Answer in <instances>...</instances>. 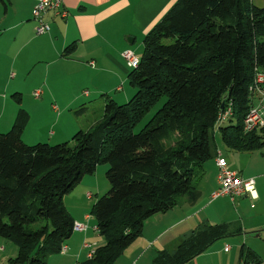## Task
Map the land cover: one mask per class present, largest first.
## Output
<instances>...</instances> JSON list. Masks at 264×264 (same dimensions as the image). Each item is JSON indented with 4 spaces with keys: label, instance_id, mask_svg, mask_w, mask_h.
I'll list each match as a JSON object with an SVG mask.
<instances>
[{
    "label": "trees",
    "instance_id": "obj_1",
    "mask_svg": "<svg viewBox=\"0 0 264 264\" xmlns=\"http://www.w3.org/2000/svg\"><path fill=\"white\" fill-rule=\"evenodd\" d=\"M143 48L129 73L135 94L123 104L108 99L103 119L90 130L61 143L30 145L23 140L29 114L20 109L11 129L0 132V237L18 245L8 264H47L61 253L76 223L64 197L101 162L109 164L111 187L92 214L106 242L77 264H114L142 234L146 219L197 190L213 157L224 102H232L234 115L220 127L223 142L239 151L264 146V126L244 129L253 105L249 89L256 68L264 69V6L253 0H177L145 35ZM74 49L71 44L66 53ZM232 233L228 223H205L152 264H184ZM240 258L243 264L262 262L248 246Z\"/></svg>",
    "mask_w": 264,
    "mask_h": 264
},
{
    "label": "crops",
    "instance_id": "obj_2",
    "mask_svg": "<svg viewBox=\"0 0 264 264\" xmlns=\"http://www.w3.org/2000/svg\"><path fill=\"white\" fill-rule=\"evenodd\" d=\"M176 1L63 0L68 16L48 11L45 20L51 30L37 34L33 10L38 0H7V6L0 0V132L11 129L20 109L29 114L23 140L30 145L61 143L80 130H90L103 119L108 99L120 102L113 93L121 89L119 83L125 82L129 71L123 51L132 49L141 55L145 35ZM71 44L75 49L67 54ZM37 89L42 90L39 97L34 95ZM232 151L226 155L215 145L210 159L216 170L217 158L223 156L242 177H254L255 196H215L220 187L218 171L210 182L206 161L197 190L169 211L146 219L142 234L114 264H152L159 252L175 250L185 236L205 223H228L234 233L217 239L184 264H243L244 246L254 249L264 264V146ZM85 179L86 175L81 184ZM65 204L75 222L86 224L87 229H74L64 243L67 251L52 254L47 264L84 262L106 242L87 202Z\"/></svg>",
    "mask_w": 264,
    "mask_h": 264
},
{
    "label": "built area",
    "instance_id": "obj_3",
    "mask_svg": "<svg viewBox=\"0 0 264 264\" xmlns=\"http://www.w3.org/2000/svg\"><path fill=\"white\" fill-rule=\"evenodd\" d=\"M62 4L63 0H38L33 10L34 19L37 21V34H45L51 30L50 24L45 20V15L48 11L53 10L56 15L63 17L68 16V11L62 8ZM123 56L126 58L128 64L134 68L139 65L141 60V55L137 54L132 49L124 50ZM93 63L92 61V64ZM249 90L252 93L253 105L244 119V129L247 132L264 126V69L260 67L256 68L254 83L250 86ZM41 94V89H37L34 92L36 97H39ZM257 96L260 98V103H256ZM233 115L234 109L232 102H230L228 106L224 107L219 112L215 129H219L223 123L227 122ZM217 164L220 170L218 174L220 187L214 193L215 196L229 195L234 198L243 193H249L253 196L256 195V179L254 177H242L237 171L230 168L227 159L223 156H218ZM74 229L85 230L87 229V225L76 222ZM0 249L4 250L5 246H0ZM66 251L67 246L63 245L61 252L65 253ZM93 252L91 255H93Z\"/></svg>",
    "mask_w": 264,
    "mask_h": 264
},
{
    "label": "rangeland",
    "instance_id": "obj_4",
    "mask_svg": "<svg viewBox=\"0 0 264 264\" xmlns=\"http://www.w3.org/2000/svg\"><path fill=\"white\" fill-rule=\"evenodd\" d=\"M253 2L258 6H261V7L264 6V0H253ZM143 49L142 50L139 49V53H142ZM132 69L133 67L129 65V71L126 74L127 78L126 80H124L125 82H123L122 84V80H121L119 83V85H121V89L114 90L113 94H116V95L118 94L117 96H119L120 102H118V104L126 103L127 101H129V99H131V97L136 92V88L133 87L129 81V73ZM99 96L101 97V94H99ZM126 96H128V98H126ZM165 100H166V96H164L148 112H146L142 120L134 127V130L136 132H139L149 122V120L153 117V115L157 112V110L163 105ZM256 103H260V98L258 96L256 97ZM98 112L99 111H97V113ZM97 113L96 112L92 113V118L95 117ZM224 124H227V122H224L223 125ZM221 138L222 137H221V132L219 128L216 130V142L214 143V145H217L219 149L223 151V153H225L226 155H229V153L233 151L232 149L228 148L227 145H225V143L223 142ZM44 142H48V141H44ZM48 143L57 144V143H51V142H48ZM215 167L217 166H215L214 159H208L206 162V168H207L206 177L209 178L210 182L215 180V173L218 171V174H219L220 172V170L219 169L216 170ZM108 168H109L108 163H105V162L99 163L97 170L95 171L94 174L86 175V179L84 180V183L82 184L80 183L74 190H72L69 194L65 195L64 197L65 202H87V205L91 207V212H92L93 206L95 202L97 201V199L101 197L102 195L108 193L111 187L110 182L106 176V171ZM216 178L219 181L218 177ZM88 193H91L92 197H89ZM93 218L95 221H97L94 214H93ZM1 245H4L6 247L5 248L6 250L0 251V256L4 255L3 256L4 258L3 260H0V263L8 264L9 258H13L18 255V245L15 243L13 239H10V238H3Z\"/></svg>",
    "mask_w": 264,
    "mask_h": 264
},
{
    "label": "water",
    "instance_id": "obj_5",
    "mask_svg": "<svg viewBox=\"0 0 264 264\" xmlns=\"http://www.w3.org/2000/svg\"><path fill=\"white\" fill-rule=\"evenodd\" d=\"M224 104H225V102H224ZM224 104L222 105V108H224Z\"/></svg>",
    "mask_w": 264,
    "mask_h": 264
}]
</instances>
